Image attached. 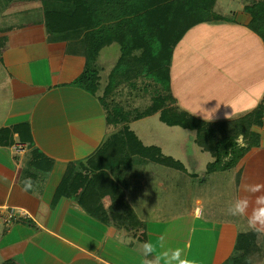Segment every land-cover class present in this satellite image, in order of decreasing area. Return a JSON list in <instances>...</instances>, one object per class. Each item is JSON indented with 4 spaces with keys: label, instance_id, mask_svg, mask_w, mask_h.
<instances>
[{
    "label": "crops",
    "instance_id": "crops-1",
    "mask_svg": "<svg viewBox=\"0 0 264 264\" xmlns=\"http://www.w3.org/2000/svg\"><path fill=\"white\" fill-rule=\"evenodd\" d=\"M256 1L231 0L225 14L216 12L229 21L202 24L187 33L173 54L171 88L181 111L207 123H227L257 113L254 131L261 145L236 168L213 174L210 186L219 197L206 200L200 191L204 185L197 180L215 160L197 146L196 134L187 131L190 141L183 146L187 150L175 159L187 173H181L183 179L172 175V185L176 192L185 185L188 204L178 196L168 209L149 202L165 186L158 175L162 169L149 165L119 170L127 202L147 225L146 231L118 229L111 197L103 200L110 225L90 217L75 199L65 197L54 207L68 166L94 157L118 130L108 127L100 95L96 98L71 86L83 74L86 60L68 55V44L48 42L40 4H18L0 14V40L6 39L0 55V131L29 123L36 147L55 163L50 172L35 171L26 145L17 141L16 146L26 148L23 154L16 153L15 146H0V264H142L143 243L158 246L161 237L165 242L157 247L158 253L168 251L170 256V249L179 247L196 264H226L243 257L251 264H264V234L246 231V217L227 214L230 203L247 195L245 185L264 184V41L248 28L245 12ZM219 6L220 0L216 11ZM234 6L241 8L233 11ZM169 20L165 25H173ZM194 56L206 63L199 73L191 71L189 60ZM180 57L186 63L184 70L178 65ZM120 58L118 44L101 52L99 94H104ZM148 120L163 124L160 116L141 122ZM141 122L132 124L131 130L144 146L160 148L164 154L160 145L148 143L152 138L147 141L134 130ZM240 144L245 145L243 138ZM29 177L35 191L24 192L23 181ZM9 208L27 213L29 219L8 225L4 214Z\"/></svg>",
    "mask_w": 264,
    "mask_h": 264
},
{
    "label": "trees",
    "instance_id": "trees-1",
    "mask_svg": "<svg viewBox=\"0 0 264 264\" xmlns=\"http://www.w3.org/2000/svg\"><path fill=\"white\" fill-rule=\"evenodd\" d=\"M18 4H40L48 42L68 44V55L86 60L83 74L71 86L93 97L98 98L101 91V52L113 44L121 49L119 63L110 75L103 97L99 98L108 127L118 131L94 157L68 166L54 207L65 197L75 199L90 217L110 225L103 200L111 197L114 225L118 229L146 231L147 225L127 202L123 190L126 183L118 171L156 165L187 173L182 162L165 156L160 148L144 146L131 130L132 124L155 116H160L168 127L196 134L197 146L215 160L208 166L206 176L231 171L253 148L260 147L261 137L254 131L257 113L212 124L176 107L171 88L174 51L193 28L229 21L216 13L218 0H0V14ZM245 12L250 19L248 28L264 41V0L252 3ZM170 17L173 25H165ZM5 48L4 38L0 40V55ZM148 98L149 103L137 107L140 99ZM241 138L244 146L240 144ZM17 141L32 152L31 169L52 171L55 163L36 147L29 123L0 131L1 147L13 148ZM226 264L251 262L243 257L230 259Z\"/></svg>",
    "mask_w": 264,
    "mask_h": 264
},
{
    "label": "rangeland",
    "instance_id": "rangeland-1",
    "mask_svg": "<svg viewBox=\"0 0 264 264\" xmlns=\"http://www.w3.org/2000/svg\"><path fill=\"white\" fill-rule=\"evenodd\" d=\"M230 1L231 0H220V6L217 8L216 12L219 14H221V13L225 14L226 13L225 8L227 5H230ZM234 7H236V6H234ZM240 8H241L240 6H237L235 9H233V11L240 10ZM229 9H230V11H232V8H229ZM23 21H24V19H21V22H23ZM187 41L190 42L189 40H187ZM191 48H192V45H191ZM194 54H195V51L191 55H194ZM181 60H182V58L180 57V62L178 63V65H179V68L181 70H184L185 68L183 65L186 66V63L185 64L182 63L183 60L182 61ZM189 63L193 64L192 69L189 68V69H191V71L193 73L201 72L203 70L202 66L204 64L206 65V63L203 64L202 59L198 60L197 56L192 57V59L189 60ZM199 63H200V65H199ZM25 67H26V65L23 66V68H25ZM23 70L21 71V73H23ZM26 73H28V72L26 71L23 74L25 75ZM46 81H50V79H47ZM99 95H100V97H103V93H101ZM149 100H150V98H148V100L147 99L146 100L140 99L138 101L139 104L137 105V107L138 106H144V104H146V101L149 103ZM176 107L178 108L177 105H176ZM155 121L154 120H150V121L148 120V121L143 122V123L141 122L138 125H135L136 127H134V130L137 133L140 132L142 135H144L145 139L147 141L152 138L153 141H148V143L152 142V144H154V145H157V146L160 145L163 148V152L167 157H171V158L176 159V157L179 154H184L183 150H187V149H186V147H183V146L188 145V142L190 141V137H188L186 135V133H189V132H187V131L185 132L184 129L179 128V127L178 128H171V127L166 126L165 124H159V120H155ZM140 126L146 131V133L140 128ZM188 135H191V134H188ZM158 167L160 169H162L161 170L162 172L158 175L163 179V184H165V186L161 190L159 189V191L157 193L158 196L156 195L155 199H150L149 202L152 203V205H155V203H158V204L161 203L162 204L161 206L168 209L170 207H168L167 205H169L171 203V201L173 202L174 199L178 198V196H181V198H183V200H186L187 204H188V200H187L186 196L184 195V191L186 190L185 185H183V186L179 185V187H180V191H178L179 193L176 192V186L174 185V183L172 185V180H174V179H172L173 176L177 175V177H179L180 179H183L184 175L181 174V172L178 173V171L175 172V171H172L171 169H168V168H164V167H160V166H158ZM212 179H213L212 175L206 176V174H200V178L197 180L198 184L204 185L202 190H200V191H201V193H204L206 195L205 196L206 200L210 199L212 197L218 199V197H219V194L217 193V189H215L213 186L212 187L210 186L212 183ZM179 182L180 183L182 182V184L185 183V181H182V180H180ZM186 201L184 202V204H186ZM183 210H185V209L183 208Z\"/></svg>",
    "mask_w": 264,
    "mask_h": 264
},
{
    "label": "clouds",
    "instance_id": "clouds-1",
    "mask_svg": "<svg viewBox=\"0 0 264 264\" xmlns=\"http://www.w3.org/2000/svg\"><path fill=\"white\" fill-rule=\"evenodd\" d=\"M24 192L35 191V184L32 179L26 178L23 181ZM244 191L247 195L237 198L234 202L230 203L227 208V214L232 217L245 218V230H251L257 234H264V184H250L244 186ZM164 238L159 240V247H163ZM157 244L151 241L143 243V255L145 259L142 264H196L194 259L187 258L184 249L175 248L170 249L171 255L168 251H157ZM147 257H154V259H147ZM167 257V259H164Z\"/></svg>",
    "mask_w": 264,
    "mask_h": 264
},
{
    "label": "built area",
    "instance_id": "built-area-1",
    "mask_svg": "<svg viewBox=\"0 0 264 264\" xmlns=\"http://www.w3.org/2000/svg\"><path fill=\"white\" fill-rule=\"evenodd\" d=\"M15 148H16V153L18 154H23L26 149L25 146L23 145H17L15 146ZM4 215H5V221L8 225H12L16 222L29 219V215L27 213L13 208L6 209V213Z\"/></svg>",
    "mask_w": 264,
    "mask_h": 264
}]
</instances>
